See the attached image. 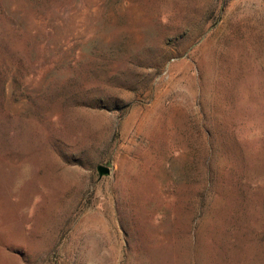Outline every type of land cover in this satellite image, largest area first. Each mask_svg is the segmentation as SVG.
<instances>
[{
    "label": "rangeland",
    "instance_id": "obj_1",
    "mask_svg": "<svg viewBox=\"0 0 264 264\" xmlns=\"http://www.w3.org/2000/svg\"><path fill=\"white\" fill-rule=\"evenodd\" d=\"M0 264H264V0H0Z\"/></svg>",
    "mask_w": 264,
    "mask_h": 264
},
{
    "label": "water",
    "instance_id": "obj_2",
    "mask_svg": "<svg viewBox=\"0 0 264 264\" xmlns=\"http://www.w3.org/2000/svg\"><path fill=\"white\" fill-rule=\"evenodd\" d=\"M100 178L111 174V169L107 166L100 165L97 167Z\"/></svg>",
    "mask_w": 264,
    "mask_h": 264
}]
</instances>
